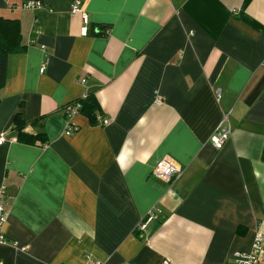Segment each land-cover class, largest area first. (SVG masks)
Instances as JSON below:
<instances>
[{
	"label": "crops",
	"instance_id": "crops-1",
	"mask_svg": "<svg viewBox=\"0 0 264 264\" xmlns=\"http://www.w3.org/2000/svg\"><path fill=\"white\" fill-rule=\"evenodd\" d=\"M69 6L0 0L25 45L0 89L1 264H234L264 234V0H85L87 22ZM85 93L110 122L78 112L67 135ZM17 113L44 146L16 139ZM162 158L181 175L155 177Z\"/></svg>",
	"mask_w": 264,
	"mask_h": 264
},
{
	"label": "built area",
	"instance_id": "built-area-1",
	"mask_svg": "<svg viewBox=\"0 0 264 264\" xmlns=\"http://www.w3.org/2000/svg\"><path fill=\"white\" fill-rule=\"evenodd\" d=\"M84 2L85 0H70V6L69 11L73 14H80L83 21L87 22V13L84 9ZM40 3L35 2H29L25 6L27 7H36L39 6ZM44 70L43 66L41 67L40 71L42 72ZM86 96L85 94H82V98ZM156 102H161L162 98L161 96L156 97ZM66 110V119L67 122L65 123V133L67 135L73 134L78 127L70 122L68 120L69 117L72 115L78 113L79 110V103L75 102L74 104H71L67 106ZM97 124L98 125H106L110 122V118L98 114L96 116ZM231 133V125L229 121L228 113H223L222 118L218 125L216 126L215 130L211 133L209 137V141L212 144V146L216 149L222 148L224 142L227 140ZM3 140V137H0V142ZM181 169L178 167H175L170 161L166 160L165 158L159 159L156 161L154 168L152 170V174L164 181H170L172 179H175L181 175ZM6 187L4 185H0V244H5L8 241V238L4 232V224L7 219L9 210L6 205L5 201V194H6ZM157 209L150 210L144 218L141 220L139 227L143 228L145 227V224L156 218L158 213ZM262 248H264V234H262L259 230L256 232L253 243L251 245V248L247 251H238L234 254L233 263L234 264H258L260 253L262 251ZM21 250L28 249V245L21 246ZM168 260L164 259L162 261V264H167ZM1 264V262H0ZM86 264H103L102 261H100L97 258H94L92 256H89L86 260Z\"/></svg>",
	"mask_w": 264,
	"mask_h": 264
},
{
	"label": "trees",
	"instance_id": "trees-1",
	"mask_svg": "<svg viewBox=\"0 0 264 264\" xmlns=\"http://www.w3.org/2000/svg\"><path fill=\"white\" fill-rule=\"evenodd\" d=\"M25 49V45L21 41L20 24L18 19H10L0 17V89L5 83L7 58L11 53L21 52ZM79 103L78 112L87 116L92 124H97L96 116L102 114L99 103L95 96L86 93L85 97H79L65 106ZM66 114V110H64ZM16 133V139L25 143L46 144L43 139V134L32 133L25 130V123L19 113L15 116L14 125L12 128Z\"/></svg>",
	"mask_w": 264,
	"mask_h": 264
}]
</instances>
